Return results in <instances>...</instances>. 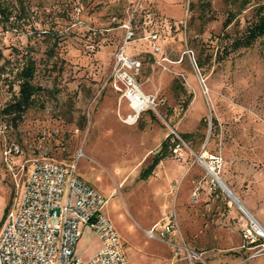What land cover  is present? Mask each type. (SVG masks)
I'll return each instance as SVG.
<instances>
[{
	"label": "rangeland",
	"instance_id": "obj_1",
	"mask_svg": "<svg viewBox=\"0 0 264 264\" xmlns=\"http://www.w3.org/2000/svg\"><path fill=\"white\" fill-rule=\"evenodd\" d=\"M1 2L12 15L0 19V227L31 160L75 161L77 174L104 193L128 264H264V247L244 237L250 219L211 173L264 226V35L233 45L264 14V0ZM123 46L141 61L136 80L154 99L133 120L112 85ZM27 58L39 89L12 122L2 109L18 94ZM170 133L182 155L172 147L144 180L141 169ZM7 144L19 146L11 165ZM168 214L175 246L144 231ZM99 246L84 225L76 253L87 258Z\"/></svg>",
	"mask_w": 264,
	"mask_h": 264
},
{
	"label": "built area",
	"instance_id": "obj_2",
	"mask_svg": "<svg viewBox=\"0 0 264 264\" xmlns=\"http://www.w3.org/2000/svg\"><path fill=\"white\" fill-rule=\"evenodd\" d=\"M132 36L133 31L128 30L125 42ZM149 37L155 39L157 34L150 32ZM117 64L113 88L131 105L139 85L136 75L141 61L126 55L123 46L117 54ZM148 98V106L154 107V99L149 95ZM148 106H140L130 115L136 118ZM173 150L182 155L180 140L175 142ZM18 152L17 144H7L3 148V158L11 165V157ZM83 155L82 149L77 150L76 160ZM24 168L22 164L21 170ZM23 172L19 198L7 211L0 227V264H128L119 233L103 212L106 197L77 174L75 161L35 158ZM84 225H88L100 241L99 249L87 258L75 251ZM174 226L173 216L168 214L163 223H154L144 231L150 238L158 237L175 246L167 239ZM244 237L251 246L257 243L264 247L261 241L264 240V227L251 223Z\"/></svg>",
	"mask_w": 264,
	"mask_h": 264
},
{
	"label": "trees",
	"instance_id": "obj_3",
	"mask_svg": "<svg viewBox=\"0 0 264 264\" xmlns=\"http://www.w3.org/2000/svg\"><path fill=\"white\" fill-rule=\"evenodd\" d=\"M232 3H237L239 7H243L249 2V0H230ZM12 15V10L7 3H3L0 0V19L6 21ZM264 35V14L260 15L258 20L249 28L247 34L233 42L234 47L242 45H250L258 37ZM1 57V55H0ZM4 66V62L0 64V69ZM35 71L34 61L27 58L23 66L18 72V94L8 102L2 109V113L11 116V121L16 122L23 112L34 103L35 94L38 91V86L32 83L33 73ZM186 103V102H185ZM191 133H183L181 136L184 140L189 141ZM174 139V140H172ZM179 139L170 133L160 144V149L154 154L151 163L146 169L141 171L140 177L146 178L152 168L158 163L160 158L166 155L165 149L172 148L176 141Z\"/></svg>",
	"mask_w": 264,
	"mask_h": 264
},
{
	"label": "bare ground",
	"instance_id": "obj_4",
	"mask_svg": "<svg viewBox=\"0 0 264 264\" xmlns=\"http://www.w3.org/2000/svg\"><path fill=\"white\" fill-rule=\"evenodd\" d=\"M137 86L138 87H137L135 95H134L135 97H133L132 104L130 105L131 108H133L134 112L138 111L140 106L144 107V106L150 105V99L148 98V95L142 90V88L139 85H137ZM129 118L132 119V120L134 119L133 115H130ZM214 177L217 180L218 184L221 186V188L232 199V201L235 202L237 204V206L248 216V218L250 219L251 223L255 227L262 226L259 223V221L250 214V212L247 209V207H245V205H243V203L241 201H238L234 197V194H232L231 190L226 186V184L223 181V179L220 176H218L217 174ZM262 227H264V226H262Z\"/></svg>",
	"mask_w": 264,
	"mask_h": 264
},
{
	"label": "crops",
	"instance_id": "obj_5",
	"mask_svg": "<svg viewBox=\"0 0 264 264\" xmlns=\"http://www.w3.org/2000/svg\"><path fill=\"white\" fill-rule=\"evenodd\" d=\"M149 111H151V110H149ZM131 112L133 113L132 110H131ZM131 112H130V113H131ZM132 113H131V114H132ZM136 117H137V116H136ZM168 135H169V134H168ZM168 135H167V136H168ZM167 136H165V137L162 139V141H163ZM162 141H161V142H162ZM160 144H161V143H160ZM159 149H160V146H159V148L155 151V153H156ZM170 149H171V148H166V149H165V153H166L165 156H167V155L169 154ZM155 153H154V154H155ZM165 156H164V157H165ZM164 157L160 158V160L158 161V163H159ZM151 161H152V160H151ZM151 161H150L146 166H144V167L141 169V171L144 170V169H146L147 166L151 163ZM158 163H156V165L152 168V170L149 172L148 176H147L146 178H144V180L147 179V178L152 174V172L154 171V169H155V167L158 165ZM81 178H82V177H81ZM82 179H83V178H82ZM84 180H85V179H84ZM85 181H86V180H85ZM87 182H88V181H87ZM88 183H89V182H88ZM91 185H92V184H91ZM92 186H93V185H92ZM95 188H96V187H95ZM96 189H97V188H96ZM97 190H98V189H97ZM98 191H100V190H98ZM100 192H101V191H100ZM101 193H102V192H101ZM102 194H104V193H102ZM103 212H104V214L108 217V215H107V214L105 213V211H104V208H103ZM108 218H109V217H108ZM109 220L111 221L110 218H109ZM111 222H112V221H111ZM112 224H113V222H112ZM152 224H153V223H152ZM152 224H151V225H152ZM113 225H114V224H113ZM151 225H150V226H151ZM150 226H149V227H150ZM149 227H148V228H149ZM115 228H116V227H115ZM116 230H117V229H116ZM123 246H124V245H123ZM99 247H100V246H99ZM99 247L96 249V251L99 249ZM96 251H95V252H96ZM95 252H94V253H95Z\"/></svg>",
	"mask_w": 264,
	"mask_h": 264
}]
</instances>
